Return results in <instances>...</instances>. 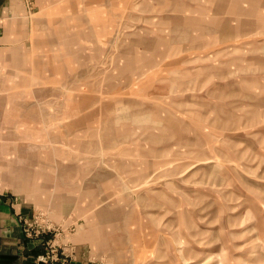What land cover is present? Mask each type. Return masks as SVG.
Returning <instances> with one entry per match:
<instances>
[{
    "label": "rangeland",
    "instance_id": "1",
    "mask_svg": "<svg viewBox=\"0 0 264 264\" xmlns=\"http://www.w3.org/2000/svg\"><path fill=\"white\" fill-rule=\"evenodd\" d=\"M26 6L0 190L43 264H264V0Z\"/></svg>",
    "mask_w": 264,
    "mask_h": 264
},
{
    "label": "crops",
    "instance_id": "2",
    "mask_svg": "<svg viewBox=\"0 0 264 264\" xmlns=\"http://www.w3.org/2000/svg\"><path fill=\"white\" fill-rule=\"evenodd\" d=\"M31 0H0V52L12 49L25 34L24 22ZM31 209L16 195L0 190V264H43L42 241L27 239L22 220Z\"/></svg>",
    "mask_w": 264,
    "mask_h": 264
},
{
    "label": "built area",
    "instance_id": "3",
    "mask_svg": "<svg viewBox=\"0 0 264 264\" xmlns=\"http://www.w3.org/2000/svg\"><path fill=\"white\" fill-rule=\"evenodd\" d=\"M22 224L24 228V235L27 239H40L46 234L44 230L39 231L38 229H34L32 223L26 219L22 220ZM51 252L55 253V258H57L56 250H52ZM57 260L58 259L54 261L56 262Z\"/></svg>",
    "mask_w": 264,
    "mask_h": 264
},
{
    "label": "bare ground",
    "instance_id": "4",
    "mask_svg": "<svg viewBox=\"0 0 264 264\" xmlns=\"http://www.w3.org/2000/svg\"><path fill=\"white\" fill-rule=\"evenodd\" d=\"M99 141V140H98ZM252 253V252H251ZM250 255V254H249Z\"/></svg>",
    "mask_w": 264,
    "mask_h": 264
}]
</instances>
